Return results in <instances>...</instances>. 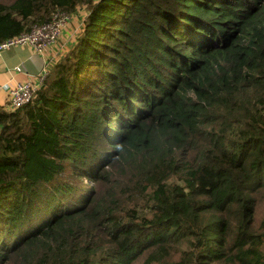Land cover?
<instances>
[{"label":"trees","instance_id":"1","mask_svg":"<svg viewBox=\"0 0 264 264\" xmlns=\"http://www.w3.org/2000/svg\"><path fill=\"white\" fill-rule=\"evenodd\" d=\"M79 9L0 106V264H264V0H0V42Z\"/></svg>","mask_w":264,"mask_h":264},{"label":"crops","instance_id":"2","mask_svg":"<svg viewBox=\"0 0 264 264\" xmlns=\"http://www.w3.org/2000/svg\"><path fill=\"white\" fill-rule=\"evenodd\" d=\"M85 15L83 9L72 14L62 30L59 44L49 46L43 54L37 53L30 46H12L0 52V106L8 104V89L17 80L30 79L37 89L42 85L39 77L42 69L46 66L50 70L70 50L82 30ZM16 66L21 67L22 71H15Z\"/></svg>","mask_w":264,"mask_h":264},{"label":"built area","instance_id":"3","mask_svg":"<svg viewBox=\"0 0 264 264\" xmlns=\"http://www.w3.org/2000/svg\"><path fill=\"white\" fill-rule=\"evenodd\" d=\"M70 17L71 14L57 10L49 21L33 25L28 31L0 42V52L12 46H30L37 53L43 54L49 46L58 45L62 30ZM15 71L20 72L22 69L16 66ZM47 73L45 68L40 75L41 82ZM36 90V85L30 79L17 80L14 86L8 89V104L5 107L16 109L26 105Z\"/></svg>","mask_w":264,"mask_h":264},{"label":"rangeland","instance_id":"4","mask_svg":"<svg viewBox=\"0 0 264 264\" xmlns=\"http://www.w3.org/2000/svg\"><path fill=\"white\" fill-rule=\"evenodd\" d=\"M61 38V37H60ZM46 68V70L48 69V67H44L43 69H42V71H44V69ZM48 71H49V69H48ZM42 75V74H41ZM39 77H40V75H39Z\"/></svg>","mask_w":264,"mask_h":264}]
</instances>
